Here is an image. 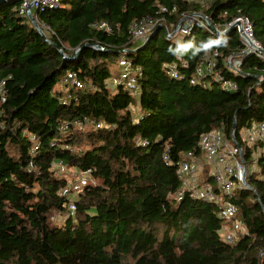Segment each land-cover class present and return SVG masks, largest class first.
<instances>
[{
	"label": "trees",
	"instance_id": "trees-1",
	"mask_svg": "<svg viewBox=\"0 0 264 264\" xmlns=\"http://www.w3.org/2000/svg\"><path fill=\"white\" fill-rule=\"evenodd\" d=\"M22 2L0 5V264H264V155L247 176L253 191L233 194L247 229L234 244L224 241L217 206L176 198V164L203 154L202 135L221 130L231 139L234 131L244 146V131L264 121V60L247 56L235 76L225 59L243 50L236 30L222 37L197 24L190 37L167 39L164 27L198 12L224 30L245 16L264 46V0H65L39 13L43 35L20 14ZM161 6L178 11L160 14ZM161 17L164 26L147 43L133 40V25ZM79 50L74 60L63 59ZM216 53V69L237 90L211 76L191 84L198 65ZM122 56L139 73L137 96L111 84ZM172 64L180 78L167 74ZM69 72L82 88L64 84ZM251 157L245 146L248 168ZM64 168L91 171L92 182L63 195L71 186ZM201 180L215 184L208 166Z\"/></svg>",
	"mask_w": 264,
	"mask_h": 264
},
{
	"label": "built area",
	"instance_id": "built-area-1",
	"mask_svg": "<svg viewBox=\"0 0 264 264\" xmlns=\"http://www.w3.org/2000/svg\"><path fill=\"white\" fill-rule=\"evenodd\" d=\"M65 0H23L20 14L26 16L31 22L32 18L40 24L39 13L47 10L58 8ZM200 5L205 6L209 0H198ZM178 11L176 6L168 7L161 6L160 14H173ZM164 17L157 19H144L135 24L131 28V34L134 41L145 43L149 37L160 27H163ZM211 21L209 17L194 12L191 14H183L178 23H170L169 27H165L167 39L180 36L188 38L192 35L194 27L200 24L203 28L209 30L214 35L225 37L231 28L239 33L240 40L243 45V50L240 54H231L225 59V65L231 74L238 76L241 74L243 62L247 56H255L264 60V46L258 41L254 34L253 24L248 17L239 16L227 24L224 30H220L217 26L216 31L210 27ZM33 23V22H32ZM40 26V25H39ZM99 29H107L110 27L106 22H97L94 24ZM49 30V28L46 27ZM97 49H99L97 47ZM127 49L124 53H127ZM216 53L210 60L202 61L197 69L196 75L191 79V84L195 85L200 82V79L206 76H211L216 82H224V77L216 69L217 67ZM183 66H186L184 64ZM119 76L111 80L112 86H122L132 95L137 96L141 91V85L138 79V74L132 69L131 62L122 56L119 61ZM167 74L172 78H180L176 65L166 66ZM140 72V71H138ZM64 84L72 85L76 88H82L83 83L80 81L76 73L69 72ZM5 83L0 84V101L5 102ZM225 88L230 91L237 90V85L234 82H224ZM1 116V112H0ZM68 125H64L61 129H67ZM32 140L37 141L35 136ZM244 146H241L235 137L234 131L231 133V139H228L223 131L213 130L202 135L199 147L203 154L197 156L194 153H188L176 164V172L181 182V189L177 192V200H182L185 195L191 199L201 200L218 208V216L225 223L223 229L224 241L227 244H234L238 235L247 231L245 225L239 220V208L232 201L233 194L236 188H248L247 176L249 172H255L256 166L259 163L260 157L264 155V121L254 123L246 129L242 135ZM145 146L146 143H141ZM245 146L252 150L253 165L251 171L245 160ZM38 144L33 148L35 153L38 150ZM167 165L173 163L169 160L168 154L164 156ZM210 168V176L214 179L215 184L202 182L201 177L206 167ZM91 171H87L83 178L76 183L71 184L63 190V195H77L83 187L92 182ZM264 181V174L261 176ZM72 198H74L72 196ZM76 210L75 204L72 202L69 205V211Z\"/></svg>",
	"mask_w": 264,
	"mask_h": 264
},
{
	"label": "rangeland",
	"instance_id": "rangeland-1",
	"mask_svg": "<svg viewBox=\"0 0 264 264\" xmlns=\"http://www.w3.org/2000/svg\"><path fill=\"white\" fill-rule=\"evenodd\" d=\"M189 1H194V2H197L198 0H189ZM198 4H199V2H197ZM190 14V13H189ZM188 15V14H187ZM176 24V23H175ZM163 25H164V21H163ZM181 37L180 36H178L177 37V39H180ZM134 40H136V39H134ZM78 52V51H77ZM76 53V52H75ZM75 53H73V54H75ZM72 54V55H73ZM115 73H119L120 72V68L119 67H117V68H115ZM65 93H67L70 89H71V87L70 86H62V87H60ZM134 111H133V115H134V117L136 118V119H138L140 116H141V112H140V108L137 106V105H135L134 106ZM81 127V126H80ZM81 128H83V126L81 127ZM86 128V127H85ZM55 168L56 169H58V166H55ZM253 167H249V169H250V171H251V169H252ZM60 172L63 174V175H65L67 178H68V180H69V182L71 183V184H73V183H76L77 181H79L80 179H82L83 178V175H78L77 174V172L76 171H74V170H70V169H66V168H64V170H60ZM250 173V172H249ZM52 221L54 222V223H56V224H59L60 226L61 225H63L64 224V222H65V218L64 217H62V216H60V215H54L53 217H52Z\"/></svg>",
	"mask_w": 264,
	"mask_h": 264
},
{
	"label": "water",
	"instance_id": "water-1",
	"mask_svg": "<svg viewBox=\"0 0 264 264\" xmlns=\"http://www.w3.org/2000/svg\"><path fill=\"white\" fill-rule=\"evenodd\" d=\"M6 1H10V0H0V5L3 4ZM32 22H33L34 27L38 30V32L43 35L42 29L40 28L39 24L37 22H35V20L33 18H32ZM209 23H210L211 29L216 31L217 29H216L215 25L212 23V21H209ZM231 30H232V28L229 31H227V33L230 32ZM148 41H149V39L147 40V42ZM61 52H63V51L61 50ZM79 52H80V50L78 52H76L75 54L70 55V56L69 55H65L63 53L64 54L63 55V59L68 60V61L74 60L78 56ZM248 189L253 191V189L249 185H248Z\"/></svg>",
	"mask_w": 264,
	"mask_h": 264
},
{
	"label": "clouds",
	"instance_id": "clouds-1",
	"mask_svg": "<svg viewBox=\"0 0 264 264\" xmlns=\"http://www.w3.org/2000/svg\"><path fill=\"white\" fill-rule=\"evenodd\" d=\"M219 42V41H218ZM179 44V47L180 48H184V49H187L189 47H191V43H180V42H177ZM208 46H210L209 44H203L202 45V48L203 50H205ZM169 52H176L177 49H173L171 46L169 47L168 49Z\"/></svg>",
	"mask_w": 264,
	"mask_h": 264
}]
</instances>
